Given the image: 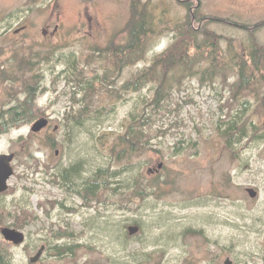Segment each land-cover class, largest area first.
<instances>
[{"label":"rangeland","instance_id":"obj_1","mask_svg":"<svg viewBox=\"0 0 264 264\" xmlns=\"http://www.w3.org/2000/svg\"><path fill=\"white\" fill-rule=\"evenodd\" d=\"M182 1L140 0L138 20L156 30L144 59L119 70L102 55L130 39L133 0H0V64L11 70L0 79V111L23 102L24 81L37 76V106L50 120L38 134L41 118L0 135V154H15L0 195V264H33L42 247L37 264H253L262 254L264 105L235 97L234 84L236 64L250 65L255 44L264 46V27L210 24L219 52L194 45L204 57L192 72L171 73L161 103L155 83L127 87L177 42L189 13ZM195 1L204 15L264 22V0ZM209 67L213 76H202ZM137 137L145 147L135 151ZM131 226L141 231L131 236ZM3 228L25 243L7 241Z\"/></svg>","mask_w":264,"mask_h":264},{"label":"trees","instance_id":"obj_2","mask_svg":"<svg viewBox=\"0 0 264 264\" xmlns=\"http://www.w3.org/2000/svg\"><path fill=\"white\" fill-rule=\"evenodd\" d=\"M186 5L189 13L186 23L182 24L179 30V37L174 46L170 48L166 53L157 57L152 66L147 68L143 74H141L135 81L129 83L127 87L133 89H141L150 83H155L158 85L156 89V94L154 96V102L156 104L165 101L170 84L172 82L171 73L176 69H183L184 72H192L195 68V62L197 57L201 55H193L191 50L194 45L197 48L206 47L211 49L212 54H217L219 52V46L212 36L214 34L208 30V26L212 23L229 24L236 28H241L249 30L251 34L258 31V28L264 27V22L255 26H243L242 23L237 21H230L227 19L204 15L201 12L202 5L195 0H185L182 1ZM140 0H133L132 4V17L128 25V31L130 32V39L124 46H118L114 49L109 48L103 53L102 57L104 59H110L115 63V66L122 70L127 66L134 65L138 61L143 60L145 52L148 48V34L155 33V24H148L143 20H138L140 14ZM149 8V5L143 6V11ZM203 35L206 41L201 44L198 43L197 36ZM205 40V39H204ZM254 49V50H253ZM251 50V64L249 65L248 59H243L238 62L235 66V74L238 77L236 83L234 84V95L239 97H244L248 95H254L261 97L260 100L263 101L264 105V46H258L255 44ZM247 55V53H246ZM218 59L215 58V61ZM19 72L23 73L29 69V63L27 61L21 62L19 65ZM213 68H217V64L213 65ZM224 67V66H221ZM212 77L216 72L212 67L207 68L202 76L209 74ZM220 72V71H219ZM11 70L3 68L0 64V79L5 81V79L10 75ZM17 74L15 72H12ZM10 78V77H9ZM227 80V78L225 77ZM16 82L17 79H11ZM23 90L25 94V100L19 105L13 107L7 112L0 111V135L7 134L20 124L26 121H32L41 117H46V113L42 112L37 106V101L39 95L44 91L41 87L38 77L33 76L32 78L25 80L23 83ZM146 111H143L141 121L146 119ZM235 127L230 126L226 129V132L231 135L235 133ZM136 132L134 129L130 130L129 133L132 134ZM128 136H125L123 142H128ZM145 144L141 142L139 137L134 141L135 151L142 150ZM133 150V147L131 148ZM77 175L79 170L76 171ZM92 194H95V189L92 188Z\"/></svg>","mask_w":264,"mask_h":264},{"label":"water","instance_id":"obj_3","mask_svg":"<svg viewBox=\"0 0 264 264\" xmlns=\"http://www.w3.org/2000/svg\"><path fill=\"white\" fill-rule=\"evenodd\" d=\"M50 124V120L48 118H41L37 120L33 127L32 131L35 134H38L42 132L44 129H46ZM15 159V154H0V194H4L9 190V181L14 176L15 170L12 166V163ZM248 194L251 198L255 199L258 196V191L255 189H247ZM140 231L139 226H131L129 228V232L131 236H134L138 234ZM2 235L4 238L9 241L13 242L16 245H20L25 242V234L22 232H19L15 229L10 228H3L1 230ZM45 250V247H42V249L38 252V254L32 258V262H37L40 257L42 256L43 252ZM225 264H232L230 259H227Z\"/></svg>","mask_w":264,"mask_h":264},{"label":"flooded vegetation","instance_id":"obj_4","mask_svg":"<svg viewBox=\"0 0 264 264\" xmlns=\"http://www.w3.org/2000/svg\"><path fill=\"white\" fill-rule=\"evenodd\" d=\"M58 30V26L56 27V29L54 30V33L56 32ZM0 195H2V194H0ZM72 213H74V212H72ZM140 227V226H139ZM140 231H141V227H140ZM139 231V232H140ZM26 237V236H25ZM26 240V239H25ZM25 243V242H24ZM24 243H22V244H20V245H23ZM253 243H254V241H253ZM14 245H16V244H14ZM261 245H264V242H262L261 243ZM46 249V248H45ZM44 252H45V250H44ZM44 252H43V254H44ZM43 254H42V256L40 257V259L43 257ZM33 258V257H32ZM32 258H31V263H33V264H37V263H39V261H40V259L37 261V262H32ZM256 262L255 263H253V264H256L257 262H261V263H263L264 264V251L262 252V254L261 255H256ZM232 262V264H234V262L233 261H231Z\"/></svg>","mask_w":264,"mask_h":264},{"label":"bare ground","instance_id":"obj_5","mask_svg":"<svg viewBox=\"0 0 264 264\" xmlns=\"http://www.w3.org/2000/svg\"><path fill=\"white\" fill-rule=\"evenodd\" d=\"M247 136H249V134L247 135ZM76 171H78V167H73L72 168V172H74V173H76ZM179 223H184V224H186L187 222H188V219H187V217L184 215H182V218L180 219V221H178ZM221 226H223V224L221 225ZM13 243V242H12ZM256 264H263V263H261V262H257Z\"/></svg>","mask_w":264,"mask_h":264}]
</instances>
